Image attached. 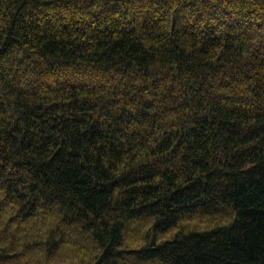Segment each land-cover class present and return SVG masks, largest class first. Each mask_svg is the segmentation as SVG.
<instances>
[{
	"label": "trees",
	"instance_id": "trees-1",
	"mask_svg": "<svg viewBox=\"0 0 264 264\" xmlns=\"http://www.w3.org/2000/svg\"><path fill=\"white\" fill-rule=\"evenodd\" d=\"M0 264H264V0H0Z\"/></svg>",
	"mask_w": 264,
	"mask_h": 264
}]
</instances>
